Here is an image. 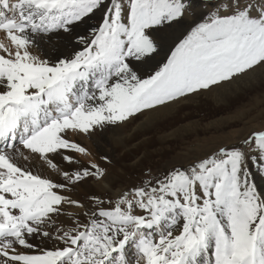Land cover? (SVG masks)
Masks as SVG:
<instances>
[{"label": "snow or ice", "instance_id": "6c2138e0", "mask_svg": "<svg viewBox=\"0 0 264 264\" xmlns=\"http://www.w3.org/2000/svg\"><path fill=\"white\" fill-rule=\"evenodd\" d=\"M197 0H0V264H264V195L249 164L264 173V132L240 149H221L187 170L175 169L122 192L87 223L61 230L64 247L39 250L51 238L63 206L84 205L64 195L70 186L105 172L93 163L64 171V183L33 172L61 150L90 155L68 136H91L149 109L209 90L264 67V0H216L175 48L167 64L142 79L131 61L158 54L157 33L177 25ZM104 17L71 59L55 62L32 49L56 35L76 39L74 26L97 10ZM55 47V45H53ZM11 149V151H9ZM91 169V170H90ZM111 204V202H109ZM89 216V213H85ZM134 251L136 259H127Z\"/></svg>", "mask_w": 264, "mask_h": 264}, {"label": "bare ground", "instance_id": "6f19581e", "mask_svg": "<svg viewBox=\"0 0 264 264\" xmlns=\"http://www.w3.org/2000/svg\"><path fill=\"white\" fill-rule=\"evenodd\" d=\"M101 10L97 12L93 16V18L101 16L102 13ZM190 21L187 22L186 20L184 24L181 23V25L180 24L175 25L173 29L170 28L171 30L169 32L163 34L162 40H165V42H167L164 45L168 46L171 44V42H175L188 29V27L191 26L192 23H190ZM94 27H95V23L93 21H90V19H88L86 20V22L80 23L77 25L76 28H73V32L71 35L76 39L68 40L65 39L62 35H56L53 37L51 43H42L40 44L39 48H34L32 49V51L34 52V54L40 55L42 58H50L51 62H55V59L57 57H59L60 59H71L74 57L76 53L82 51L84 48V45L79 44L76 41L81 38L87 40V36H88L87 32L91 31V29H93ZM0 40L7 43L2 33H0ZM53 45H55V47H53ZM263 84H264V67L259 68V70L251 72L245 76L235 78L232 82L225 83L222 86H219L216 89L212 90L211 92H206L205 94H203V97H199L200 95L199 94L184 100H178L170 105L168 104L159 107L157 109H154L153 111H149L146 114V116L144 115L145 117L141 118L140 121L134 124L133 126L131 121L132 119H129L128 122L126 123H123L121 125L119 124L116 127L109 126L108 128L99 131L100 133L96 132L91 136L70 134L68 138L71 141L72 140L75 141V143L77 142L80 146H84L85 149L89 151V153L95 154L96 152H98L100 153V155L108 156L110 162L108 163L101 161V165L104 168L108 167L109 171L100 181H96L94 179L93 182L84 181L81 184L76 185L72 191L66 190L63 193L64 195L71 197L72 200L78 201L80 204L84 205V207L77 208L75 206L64 205L63 213L58 217L57 222L54 224H50L47 227V230L51 234V238L39 237L40 240L33 241V243L37 245V251L56 250L58 248L64 247V245L56 239V236L58 234H62L61 230H68L77 224L87 223V221L90 219L91 212L97 210V203L94 202L92 196L95 197V194L107 195V193L109 194L111 193L114 196L119 197L122 192H125V190H123L121 187L120 188L117 187V183L119 180L125 179V176H128V174H124L123 170H121L122 168L119 169L120 171L115 168V166L117 167L123 164L121 159L122 153H128L130 156L135 157L136 156L134 155L136 154L135 152H137L139 148H144L143 153H141L142 155L139 157L137 156L133 160V163L131 164L132 165L131 168H133L134 170H137V168L144 169L145 167L143 166L142 162L143 161L145 162V160L149 161L151 156L153 155L151 153L156 154L163 152V150L166 147H168V149L172 148L174 145L173 142L175 140L177 139L183 140L184 137L187 135L188 136L193 134L197 135L199 134V128H201L205 132L211 129L217 130L219 128H222L225 124L228 125V123L233 122L234 120L237 121L242 116L233 117V118L220 117L213 121L210 120L208 124H205L203 126H201L200 122L198 121L197 122H195L194 120L190 122L187 121L186 124L182 123L184 125L181 126L179 125L174 127L175 129H172V131L170 132H165V130L158 131L160 127L167 128V126L172 122L174 123L181 122L182 118L179 117L180 114H185V111L187 110L188 112H191L199 108L201 109L203 105L207 106L206 102L209 101L212 102L213 108L215 109L221 107L232 108L230 107L231 104L234 103L235 101H238L243 94L245 93L248 94L252 92L254 89H256V87L262 86ZM249 130H250L249 134L254 132L255 133L264 132V126H261L260 128L258 127L252 128ZM148 133H151L153 136H155L157 142H159V147L152 150V152L147 148V146L150 145L151 142V140L148 139L147 137L140 142H132L134 138H137L139 136L143 137V135L145 136V134ZM230 138L231 136L229 135L226 136V139L229 140ZM244 145L245 144H243V146ZM9 151H11V149H9ZM61 151L64 152L66 155H71L81 169L89 168L90 165L85 162H82L81 161L82 159L78 154H75L74 152H68L66 150H61ZM49 155L51 156L53 162L57 165V170L51 169L46 163L39 160V158L30 157L29 160L24 161L23 163L25 164V166L31 167L34 173L39 174L42 177L49 178L53 181L59 179L58 173L60 172H64V171L74 172L73 171L74 165L68 164L61 155L59 154H49ZM143 156L145 157V159L141 160ZM193 165L194 164L190 163L188 169ZM252 174H253L252 180L256 185L257 191L260 194L264 195V173L258 174L257 171L255 170L252 171ZM106 206H107L106 203L99 205V207L108 208ZM85 213H89V216H86ZM127 259L134 261L136 258H134V255H132L130 251Z\"/></svg>", "mask_w": 264, "mask_h": 264}, {"label": "rangeland", "instance_id": "374dc122", "mask_svg": "<svg viewBox=\"0 0 264 264\" xmlns=\"http://www.w3.org/2000/svg\"><path fill=\"white\" fill-rule=\"evenodd\" d=\"M215 2H216V0H197V3L200 4L201 6L196 9L194 14L186 15L178 23L181 25V23L184 24L186 22V20H187V22L191 20L190 21V23H192L191 26L188 27V29L175 42H171L170 45L165 46L164 44L167 42H165V40H162V38H163V34H165L166 32H169L171 29L174 28L175 25L172 27H166V28L160 30L157 33V36L159 37V39H158L159 43L158 44L160 45L159 50H158V54H156L153 58L148 59L147 61H131L132 66L134 67L135 71L137 70L136 71L137 75L140 76L142 79L143 78L148 79L151 76L155 75L156 72L160 71L167 64L168 60L171 57L172 52L175 51V48L192 32V30L199 23H204L207 21L208 14L211 13L213 11V9L211 7H206L203 5L205 3L210 5V4L215 3ZM100 10H97L93 15L90 16V18L86 19V20L90 19V21H93L95 23V27L93 29H91V31L87 32V35H88L87 40L92 39L94 33L96 32V29L99 28L101 23H102V19L104 17V10H101L102 11L101 16L93 18V16L97 12H99ZM196 19H198V20H196ZM76 27L77 26H75L74 28H76ZM162 46H164V47H162ZM259 68H262V67L257 66L254 70H250L248 73H245L241 76H245L251 72L259 70ZM241 76L234 77L233 80L235 78H239ZM233 80L223 82L219 85L213 86L209 90H204V91H201L199 93H194L188 97H183V99L180 98L179 100H184V99L194 97V96L199 95V94H200L199 97H203V94H205L206 92H211L212 90L216 89L217 87L222 86L225 83L232 82ZM173 102H176V101H172L168 104L169 105L173 104ZM168 104H166V105H168ZM206 104H207V106L203 105L201 107V109L199 108V109L195 110L196 112L195 111L188 112V110L187 111L184 110L185 114L179 115V117L182 118L181 122H176V123L172 122L167 126V128L160 127L158 129V131H161V130L164 131L165 130V132H170V131H172V129H175L174 127L179 126V125L180 126L184 125L187 123V121L188 122L193 121V120L195 122L198 121V122H200V125L203 126L205 124H208L210 122V120L213 121V120L218 119L220 117H232V118L233 117H239V116H242V117L239 118L237 121L234 120L233 122L228 123V125L225 124L222 128H219L217 130L211 129V130L205 132L201 128H199V134H197V135L193 134V135H189V136L187 135L184 137L183 140H181V139L175 140L176 142L175 141L173 142L174 145L172 148L168 149V147H166L163 150V152L156 153L157 155L155 153H151L153 155L151 156L150 160L149 161L145 160V162L144 161L142 162L143 166L145 167L144 169L137 168V170H134L133 168H131L132 167L131 164L133 163V160L137 156L139 157L142 155L141 153H143L144 148H139V150H137V152H135L136 154H134V155H136L135 157L130 156L128 153H122L121 159H122L123 164L121 166H117V167L115 166V168L117 170L122 168L121 170H123V173L128 174V176H125V179H123V180H119L117 183V187L118 188L121 187L123 190L128 191L130 189L141 186L142 183L143 184L148 183L149 180L155 182V180L157 178H163L165 176V174L170 173L171 171H173L175 169L187 170L190 163L196 164V163L201 162L202 160L214 157L221 149H224V148L226 150H232L234 148L240 149V150L244 151L248 156L254 157L255 156L254 145L246 144L244 141L250 139L253 136V134L255 133L254 132V133L249 134L250 133L249 129L257 128V127L260 128L261 126H264V111H263L264 110V84L262 86L256 87V89H254L252 92H250L248 94L247 93L243 94L239 98L238 101H235L234 103L231 104L230 107H232V108L221 107V108L215 109V108H213L212 102L209 101V102H206ZM234 104H235V106H234ZM162 106H165V105H162ZM162 106H158L157 108L162 107ZM157 108H154V109H157ZM154 109L146 110L142 113L137 114L135 117L130 118V119H132L131 120L132 126L134 124H136L137 122H139L141 118L145 117L149 111H153ZM193 113H195V114H193ZM241 113H243V114H241ZM224 115H227V116H224ZM240 119H241V121H240ZM126 122H128V121H126ZM182 123H184V124H182ZM116 126L117 125L112 126V127H116ZM98 133H100V132L98 131ZM228 135L231 136V138L229 140L226 139V136H228ZM146 137L151 140L150 145L147 146V148L151 152H152V150L159 147V142H157L156 137L153 136L151 133L145 134V136L143 135V137L139 136L137 138H134L132 142H140L143 139H145ZM72 142L75 143V141H73V140H72ZM243 144H245V145L243 146ZM82 147H84V146H82ZM87 152L89 153V151H87ZM75 154H78V153H75ZM95 154L90 153V155H81V154H78V155L82 159L81 160L82 162H85L89 165H91L93 163L97 164L101 169L104 170L105 175H106V173L109 171V168L108 167L104 168L101 165V161L109 163L110 162V160L108 159L109 157L105 156V155H100V153H98V152H96ZM144 159H145V157L143 156V158H141V160H144ZM129 164H130V167H129ZM73 165H74L73 166L74 172H76L77 170H83L77 165L76 162L73 163ZM258 167H259L258 165L252 166L251 164H249V168H250L251 172L256 170L258 174L259 173L263 174L257 170ZM132 169H133V171H132ZM111 171H113V170H111ZM61 173H63V172L58 173V177H59V179H57L58 181L56 180L54 182L64 183V181L62 180V174ZM86 181L93 182V179L92 180L89 179ZM135 184H137V185H135ZM74 188H75V186L74 187L70 186V191H72ZM118 198L119 197H116L111 193L110 194L107 193V195L106 194H103V195L95 194V197L92 196V199L94 200V202L97 203V201L102 200L106 203V205H107L106 207H108V208H110L112 205H114ZM109 202H111V204ZM36 240H40V238L38 237ZM131 254L134 255V251H131ZM134 258H136L135 255H134Z\"/></svg>", "mask_w": 264, "mask_h": 264}]
</instances>
